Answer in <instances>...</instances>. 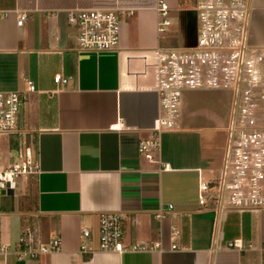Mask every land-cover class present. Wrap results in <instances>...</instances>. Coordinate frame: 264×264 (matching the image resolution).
Returning <instances> with one entry per match:
<instances>
[{
    "label": "crops",
    "instance_id": "obj_1",
    "mask_svg": "<svg viewBox=\"0 0 264 264\" xmlns=\"http://www.w3.org/2000/svg\"><path fill=\"white\" fill-rule=\"evenodd\" d=\"M117 1L103 6L94 0H0V8L11 10L0 19V91H27L25 78L34 82L20 128L40 166L18 195L0 198V245L14 243V234L33 223L44 240L58 234L62 249L19 264H264V212L218 214L213 205L198 202L200 173L210 179L212 169L221 172L226 152L225 147L215 154L217 128L198 102L203 92L215 91L184 93L178 127L162 135L160 159L169 165L163 169L138 150L159 114L157 93L136 87L123 72L125 56L138 49L121 37L122 52L79 50L75 30L57 16L87 7L143 10L133 0ZM20 13L27 14L23 25L17 24ZM250 39L264 45V0H253ZM57 73L70 78L60 90ZM218 128L227 132L228 124ZM173 147L192 151L175 155ZM103 211L123 214L124 246L144 242L160 248L100 251ZM85 225L92 235L82 252ZM236 239L242 247L229 246Z\"/></svg>",
    "mask_w": 264,
    "mask_h": 264
},
{
    "label": "built area",
    "instance_id": "obj_2",
    "mask_svg": "<svg viewBox=\"0 0 264 264\" xmlns=\"http://www.w3.org/2000/svg\"><path fill=\"white\" fill-rule=\"evenodd\" d=\"M177 2L197 13L196 46L184 50L165 41L172 27L170 7L167 0H153L159 43L132 51L124 59V75L133 79L136 87L155 91L159 100V114L152 133L148 139L139 141V153L168 169L169 165L160 159L162 135L178 127L184 93L228 92L232 104L223 168L218 177L210 179L200 173L198 202L202 207L213 205L218 214L229 210L264 212V45H256L250 39L253 0ZM134 12L131 8L118 7L75 8L68 11L67 21L75 30L79 50L121 51L122 27ZM10 15V9L0 8V19ZM26 19V13L18 14L17 24L23 25ZM69 80L61 73L54 76L58 90ZM25 81L27 91H0V198L4 192L15 193L18 177L35 176L40 171L34 148L20 128L22 106L34 91V82L28 78ZM123 219L120 211L100 213V251L123 253L160 248V243L144 242L124 246ZM91 235V227L83 226L82 252L88 251ZM229 246L242 247L241 239L230 242ZM172 248L177 246L173 244ZM61 249L58 234L51 233L44 240L38 228L28 223L23 226L18 241L0 245V257L25 261Z\"/></svg>",
    "mask_w": 264,
    "mask_h": 264
},
{
    "label": "rangeland",
    "instance_id": "obj_3",
    "mask_svg": "<svg viewBox=\"0 0 264 264\" xmlns=\"http://www.w3.org/2000/svg\"><path fill=\"white\" fill-rule=\"evenodd\" d=\"M94 1L98 3L97 5L103 6L115 3L114 0ZM133 1V5L135 6H137V4H141L143 10L135 11L133 15L128 16L127 25L122 28L121 32L122 43L129 48H134L138 50L144 49V47L146 46H155L158 41V35L156 32L157 15L154 10L147 11L153 9V0ZM117 2L123 4L126 2V0H118ZM167 2L170 7L169 18L172 21V27L169 30V34L165 36V41L174 42L175 46L183 48L184 50H189L191 47H194L197 44V37L199 32V22L197 18V13L190 8L179 5L177 0H167ZM57 16L67 18L68 15L65 12H58ZM231 99L232 97L230 93L225 91H215L203 92V97L198 100L199 103H202L204 105V108L208 111L209 116L213 118H211L213 121L212 124L217 128L214 136V143L218 142L219 148L215 150L216 155H219L220 152V155H222L223 150H225L224 148L226 147L225 139L227 137V132L221 131V129H219L218 127H227V124H229V122L227 121L230 120V111L232 104ZM189 143L192 144V141H190ZM190 150L192 151V149ZM190 150L186 147H182V149L178 147H173L172 153L177 155L179 153L181 154L190 152ZM212 170L213 171L209 174V177H217L220 174V169L214 168ZM27 179L28 176H21L17 178L18 187L15 191V194L18 195L21 190V187L27 185ZM21 231L17 234H14V242L18 241ZM7 261H9L7 262V264H19V262H17V260L13 257H7ZM0 262L2 264L4 263L3 257H0Z\"/></svg>",
    "mask_w": 264,
    "mask_h": 264
},
{
    "label": "water",
    "instance_id": "obj_4",
    "mask_svg": "<svg viewBox=\"0 0 264 264\" xmlns=\"http://www.w3.org/2000/svg\"><path fill=\"white\" fill-rule=\"evenodd\" d=\"M5 193V192H4Z\"/></svg>",
    "mask_w": 264,
    "mask_h": 264
}]
</instances>
